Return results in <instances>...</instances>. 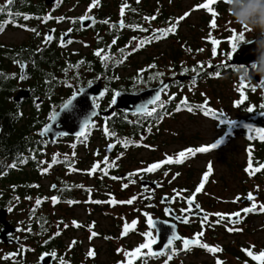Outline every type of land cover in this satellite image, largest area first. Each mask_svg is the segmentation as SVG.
<instances>
[{
  "label": "rangeland",
  "instance_id": "obj_1",
  "mask_svg": "<svg viewBox=\"0 0 264 264\" xmlns=\"http://www.w3.org/2000/svg\"><path fill=\"white\" fill-rule=\"evenodd\" d=\"M2 1L6 2L7 0H0V4ZM32 1L36 2V0ZM117 2L118 4H128L127 8L124 7V11L125 9L133 10V6L136 5L140 8L146 6L155 17H158L162 10H166L167 13L172 12L174 24L178 29L176 34L170 33L165 41L155 42L146 49H142L141 52L144 53L133 56V64L140 65L137 66L139 69H145V59H151L150 65L159 71L161 78L174 74V65L171 61L174 53L177 56L180 55V67H185L189 61H194L200 68L202 65V72L205 74L198 82L186 84L178 91L171 92L166 100L177 103L189 99L196 101L197 104H206L212 112L216 113L217 118L213 120L205 114H190L187 110L176 111L174 117L171 115L164 118L157 125L159 137L155 142L147 143L146 146H142L144 144L142 141L136 143L139 146L137 153H135L138 170H146L150 165L164 161L166 156L176 159L180 152H186L189 148L210 146L218 139L224 140V143L216 149L204 153L187 154L181 163L164 164L162 167L149 172L155 174L173 190L182 191L184 195L190 197L201 183L208 166L211 165L212 168V172L204 184V189L196 194L195 199L212 217V220L196 232H204V244L218 246L222 251L212 254L201 248L196 252L182 255V250L177 248V251L181 252L176 255V262L180 264H217V259H219L223 264H241L242 261L237 257L240 253L243 254V257L245 256V261L249 259L252 262L253 260L244 250L251 248L257 254L264 250V212L260 217L251 216L248 220L235 225L230 222L221 223L220 218L215 215L220 213L227 217L228 214L242 213L245 207H251L253 203L247 199L249 193L253 194L257 205L264 204V175L258 176V171L249 174V171L254 169L252 162L254 149L246 141L248 129L245 126H250V122L245 115L239 113L237 106L238 95L240 94L238 90L239 78L235 72L230 71H220V75L217 77L213 69L228 63L227 51L231 46L229 42L231 29L241 30V26L233 22L227 6L224 12H219L216 3L212 7L216 12L218 11L217 26L212 28L213 17L206 9L198 7L202 3H206L207 0H98V3L91 7V11H89V7L93 4V0H74L67 5L58 3L51 10L47 8L46 17H52L51 23L53 22L54 26L46 25L45 29L56 26H59L60 30L67 29L66 24H60L56 21L61 17L70 22V20H76L80 16L98 11L106 12L107 15L110 13L114 15L117 11L121 14L122 8L114 5ZM186 13L187 16H185ZM116 17L118 18L117 15ZM182 17L183 19H180ZM127 18L128 16L125 17V19ZM152 20L154 19H150L149 24L144 26V29L151 30L150 33L158 30L153 28ZM178 20L179 23L177 24ZM146 32L148 30L137 32L134 40L125 50L131 51L136 45H139V42L146 37ZM255 35V32H246V39H252ZM210 36L212 39L220 41V44L217 45L216 56L212 54L213 45L211 49L208 48L211 42ZM21 37L25 38L26 36L8 30L2 34L1 40L9 41ZM84 41H89V39L85 38ZM76 47L79 48L78 46L69 48L71 49L69 52ZM61 55L63 56V54ZM130 73L131 70L127 69V71L122 72V75H129ZM174 76L179 75L174 74ZM260 93L261 90L257 89V94L260 95ZM220 119L235 121V124L229 129L227 125L219 123ZM97 125L102 126L101 123H97ZM243 134L247 137H244ZM109 145H114V143L108 142L104 148H108ZM94 147L100 148L101 144L94 145ZM117 147L121 146L112 148L116 150ZM122 151L124 152V150ZM124 153L123 167L129 168L130 165L133 166V152L128 156L126 155L129 153L128 151ZM83 155L85 152L83 153L82 150H73L70 141L43 149L40 161H37L33 169L27 170L25 168V172L12 176L18 178L20 182L22 180L30 181V193H27V198L14 199L4 208L7 211L11 208V213L6 221L13 227H20L24 233L16 236H21V240L27 241L29 235L35 237L31 233V229L34 227L35 221H38V215L46 217L49 220L47 228L51 229L53 237L59 238L65 246L68 243H73V241L79 242L82 244L83 252L86 248L101 250L102 253L95 261L103 263L105 260L103 250L108 248L111 250L119 249L122 236H124L122 234L124 224L122 220L118 221L110 209L105 212L95 211L97 205H103V202L105 204L107 201L111 203L112 199L116 198L112 197L116 190L113 186L109 184L108 186L107 183L103 184L100 175H95V172L90 173L94 166H90V164L94 162V158H91V163L88 161L82 163ZM54 158L55 160L62 158L67 160L66 166H64L67 169L60 170L61 166H57L58 161L53 163ZM250 160L251 169H249ZM96 161V164L100 163V160ZM263 167L264 165H262ZM45 169H47L46 172ZM260 171L264 173V169H260ZM52 185H56L58 189L51 190ZM64 185L66 186L64 187ZM102 185H105L104 191L99 193L98 187ZM18 187L22 190L21 186ZM62 188L66 191H61ZM88 189H91L94 196L93 211L90 217L92 223L86 221L85 215V209L90 206L91 202H87L81 195ZM173 190L169 189V192L172 193ZM6 191L12 193L10 188H6ZM52 197H57L59 202L53 204ZM106 197L109 200L105 199ZM237 197L240 199L237 200ZM37 199L42 201L39 206L36 205ZM68 201L75 203L70 204ZM96 201L100 203H96ZM136 202L140 204L139 200ZM133 203H135L134 200ZM127 220L129 226H132L133 221L137 222L133 228L138 231V234L133 236V243L137 245L145 243L143 235L147 231L145 218L140 215H133L132 218L127 217ZM218 220L219 223H217ZM73 221L80 224L81 228L73 226ZM92 225L94 227H91L90 230ZM232 227L239 229V231H228ZM15 232L13 231V233ZM91 232H95L97 235L92 237ZM40 244V242L36 243L37 246ZM3 245L9 246L10 244ZM3 245L0 244V259L6 260L5 257L8 255L4 252L3 249L6 250V248ZM224 247L227 252L223 251ZM114 252L115 258L113 256L112 262L114 259H118L119 255L117 249ZM33 258L34 256L31 257V259Z\"/></svg>",
  "mask_w": 264,
  "mask_h": 264
},
{
  "label": "flooded vegetation",
  "instance_id": "obj_2",
  "mask_svg": "<svg viewBox=\"0 0 264 264\" xmlns=\"http://www.w3.org/2000/svg\"><path fill=\"white\" fill-rule=\"evenodd\" d=\"M16 5L17 3L15 0L10 6H7V1H2L0 7L6 6V8L4 13H0V22L4 19L12 20V17H9L6 13L10 12L12 6ZM114 5L116 7L119 6L120 9L124 5H126L125 8L128 7V4H118V2ZM51 9L52 8H50V10ZM129 12V9L123 10V16L119 14L118 11L114 15H111V13L107 15L106 12L103 11L84 15L96 19V23L87 30L82 29L80 26V18L84 16H80L76 20H70V22L68 19L61 20L59 23L66 24L67 29L60 30L59 26L45 29L46 25L54 26L53 22L51 23L52 19H48L45 22L44 18L46 16H41L38 20H36V18L25 20L23 17L28 15L22 11L17 12L20 15H15L13 18L15 19L14 23L9 27L6 26L0 33V99L4 100L3 104L9 108L16 109L23 117L22 122L37 120L47 121L48 123L50 120L49 117L53 112H56L64 103L71 99L74 94H78L80 89L87 88L91 84L95 85L100 83L102 91L96 92L99 96L93 97L92 101L99 114H102L113 107L111 101L116 92L120 94H138L141 91L157 87L165 80L174 79L175 76L161 78L159 71L150 65L151 59H145V69H139L137 66L140 65L136 66V64H133V56L144 53L143 51L141 52V50L146 49L155 42L165 41L169 35L167 34L164 37L152 40L150 43H145L143 46L139 47L138 50V45H136L131 51H126L125 49L132 40H134L137 33L131 28L132 26L128 25ZM116 15L120 20H118ZM124 16H128V18L125 19ZM121 20H123L124 23L123 27H120ZM104 21H108V23H104ZM2 23H5V21ZM31 29H35V31ZM8 30L19 32L26 37L2 41V34ZM47 30H53V39L45 43L44 37L46 36ZM140 31L141 28L139 27L138 32ZM152 33L154 32L147 34L143 40L150 37ZM66 34H70L71 40L61 45L60 38ZM85 38H88L89 41H84ZM113 41H115V43H113ZM72 46H78L79 48L76 47L73 51L69 52V50H71L69 48ZM47 48L49 50H54L58 56L59 64L62 63L59 68L56 69V82L53 84L54 87L48 84L45 79V51ZM97 51H100V56L95 54ZM61 54H63V56ZM105 56L108 57L107 60L103 59ZM31 57H33V59H31ZM81 61H83V63H81ZM127 64H129V67H127ZM21 65H24L23 74L26 75V78L23 80L20 79ZM127 69L131 70V73L129 75H122V72L127 71ZM89 82L91 83L89 84ZM183 87H185L184 82L178 84L173 81L167 89L162 92L161 101L149 108V111H151L152 108L156 109L151 116L147 114H131L122 109L115 110L113 117L109 119L101 115L95 117L94 125L87 129L85 136L82 138L59 137L54 143H48L45 138L43 140L38 139L40 130L37 133H28L23 137L25 140L30 141L32 145H37L35 149L38 151V161H40L43 149L57 146L66 141L72 143L73 150H82L83 153L85 152V155H83L84 160L82 159L81 161L82 163L86 161L90 162L91 158H94V162H90V166H93L96 164V160H100L99 168L95 171V175L101 176L103 184L107 183V185L109 184L114 187L116 191L112 197L116 198L114 199L115 203H108L107 201L104 204L102 201L103 205H97V208H95L96 212H105L110 209L118 218V221L122 220L124 225L129 222L127 217L132 218L133 215L143 216L146 220V230L153 231L155 238L156 230L149 229L146 214L153 217L155 221L176 225L177 235L182 239L174 241L171 247L165 248L159 255H148L147 249H143V254L135 259L134 264H180L176 262V255H179L181 252L177 251V248L182 250V255L196 252L202 248L199 246H191L190 250H185L183 239H192L197 234L196 231L202 229V227L209 224L212 220V217L203 209V206L197 200H195L193 205V212H182L181 209H187L188 207L187 198H189V196L184 195L182 191L178 192L173 190L167 183L157 178L155 174L141 169L138 170L137 161H135V153H137L139 148L136 143L142 141L144 142L142 146H146L147 143L155 142L159 137V133H157L156 129L157 125L161 123L164 118L171 115L174 117L177 113L176 111L186 110L184 104L182 105V101L171 103L169 100H166L171 92L178 91ZM18 92H28L27 97L20 99L18 102H14L13 99ZM101 93L104 94L101 96ZM175 99H177V97H175ZM161 103H163V107H160ZM178 107L179 110H177ZM124 120L133 121L134 126L141 128L139 130V137L133 138V142L128 149L129 153H126L128 156L133 152V166L130 165L129 168L123 167L124 152L127 150H124V152L122 150L118 151V149L114 150V148L109 150V146H107L108 148L106 149L104 148V145L109 142V139H107L109 121L124 122ZM97 123H101L102 126L99 127ZM153 131L156 132L154 133ZM97 144H101V147H94V145ZM105 158L109 161L108 164L104 163ZM56 160L58 161L57 166H61L60 170L67 169V167H64L66 166L67 160L63 158ZM26 169L29 170L31 168L26 167ZM105 171L107 175H105ZM122 175H126L127 177L122 180L113 179L115 176ZM142 181L151 182L156 184V186L142 188L140 185ZM52 186H55L54 189H58L56 185ZM65 186L66 185H64V187ZM104 188L105 185L98 187L99 193L103 192ZM169 189L173 190L172 193L169 192ZM61 191L66 190L62 188ZM91 192V189H88L84 194L80 193L87 202H91L90 206L85 209L86 221L90 223H92L90 217L93 211L94 198ZM134 197L135 203H126V201ZM105 199L109 200L107 197ZM138 200L140 204L136 202ZM195 204L200 205V210L195 209ZM133 205L135 209H133ZM200 212H202L203 216L205 214L208 215V221L206 223L202 224L203 216H198ZM10 213L11 212L8 210V215H10ZM241 215V221H246L251 216L260 217L263 214L257 210L247 214L242 212ZM185 216L188 218L187 223L182 222ZM220 221L225 224L229 222L227 217ZM14 228L18 230L13 233L14 235L11 234L8 236V239L11 240L9 243L10 245L4 246L3 243L0 242V244L6 248V250H3L7 253V257H10L6 260L1 258L0 264H41L40 257L43 255L52 256L51 254L53 252L56 256L52 264H60L61 258L65 261V264H127V257L124 253L135 250L139 245L133 243V236L138 234V231L134 230L133 226H129L127 234L122 236L119 249L114 248L111 250V248H108L103 250V254L105 253V260L103 263H98L95 260L102 253L99 249L86 248L85 252H83L81 243L75 241L76 243L74 245L73 243H68L67 246H65L59 238L54 237V249L51 251H44L43 248L46 246V243L39 241L41 244L37 246V242H32L28 239L27 241H24V239L21 240V236L18 237L16 235L23 234L24 232L21 231L20 227ZM1 229L2 227L0 226V231ZM203 237L204 232L203 236L199 237L200 243H204ZM115 249L118 250L119 255L118 259H114L112 262L113 256L115 258ZM89 250H94V256L88 255ZM10 254L16 255L11 256ZM32 256H34L33 259H31ZM169 256H171V259L168 258ZM241 261V264H258V262L254 260L252 262H250L249 259L245 261V256Z\"/></svg>",
  "mask_w": 264,
  "mask_h": 264
},
{
  "label": "trees",
  "instance_id": "obj_3",
  "mask_svg": "<svg viewBox=\"0 0 264 264\" xmlns=\"http://www.w3.org/2000/svg\"><path fill=\"white\" fill-rule=\"evenodd\" d=\"M74 0H58V3L68 4ZM82 1V0H81ZM17 3L16 6H12L10 12L13 13L12 23H14L15 14L17 12H23L28 15L30 19L36 18L38 20L41 16H46L47 8L43 0H36L33 2L32 0H15ZM37 3V4H34ZM56 6V5H55ZM217 9L220 12H224L226 8V3L224 0H217ZM130 10V9H129ZM217 11V12H218ZM129 22L128 25L132 26L135 32H138V28L144 29L146 24H149L151 17H155L153 12L143 6L142 8L133 6V10L129 12ZM204 17V16H203ZM174 17L172 12L167 13L166 10H162L158 17H155L152 20L153 28H157L158 30L167 29L174 24ZM6 22L7 20H3L2 22ZM0 22V23H2ZM12 23H7L6 26H10ZM5 26V28H6ZM148 28V27H147ZM151 28V27H150ZM146 35L150 33V29H146ZM177 28L174 32L176 34ZM156 31V30H155ZM173 34V33H171ZM170 35V33H168ZM31 39V38H30ZM249 41L250 39H246ZM31 43V41H30ZM212 43L208 48L211 49ZM231 47V46H230ZM227 51V57L231 54V48ZM226 52V51H225ZM45 79L48 84L54 87L55 72L56 69L62 64L58 62V56L54 50H49L48 48L45 51ZM33 59V57H31ZM55 60V61H52ZM180 55H175V53L171 57V61L174 65V74L179 76H198L196 81H185L184 84H190L198 82L205 73H203V69L198 67V65L194 61H189V64L185 67L179 66ZM196 69V72H193L192 69ZM156 69V68H155ZM187 69V71H185ZM214 71H230L234 73L232 67L228 64L222 66H216L213 68ZM197 72L199 73L197 75ZM155 74V73H154ZM174 74H170L169 77H174ZM250 85L245 89L246 99L243 103L239 104L238 110L241 115H245L250 122V126L253 128H261L264 129V109L260 107V105H264V88H256L255 91L251 90ZM257 89L261 90L260 95L257 94ZM238 99H241L240 94L238 95ZM238 100V101H239ZM4 100L0 99V125L2 127V132L0 135V207L6 208L8 204H10L14 199L22 200L28 197L27 193H30L29 185L30 181L22 180L19 181L18 178H13L12 176L17 173L25 172L24 169L26 167L34 168L38 161V151L35 149L37 145H32L30 141L25 140L26 134L35 132L37 133L42 127H44L47 121H37V120H28L22 122V115L17 112L16 109L9 108L3 104ZM183 105V104H182ZM203 103L197 104L196 101L187 99V105L185 106L186 110L188 107L192 108V111L188 112L191 114L200 113L204 114L202 109ZM249 107L253 108V112H248L247 109ZM198 108V109H196ZM208 116V115H207ZM210 119L216 120V116L209 115ZM141 128L133 125V121L124 120L123 121H109L107 139H109L110 143H114L117 147L118 151L127 150L129 151V147L133 142V138L139 137ZM245 133V132H244ZM248 133V139L246 140L248 145L254 149V157L252 159L254 169H264L262 165H264V139L259 138V136L255 134H251L253 136L252 139L249 138L250 133ZM244 137L247 135L243 134ZM125 142H129L127 146H125ZM121 148V149H120ZM13 165H15L13 167ZM259 175H264L261 171H258ZM12 177V178H11ZM21 186L22 190L20 189ZM6 188H10L12 193L7 192ZM29 190V191H28ZM49 225V220L44 218L43 216L38 215V221H35L34 227L31 229V233L35 237H31L30 235L27 237L28 240H34L36 242L42 241L46 243V246L43 248L44 251H51L54 249V237L51 235V229L47 228ZM224 252H227V249L223 248ZM239 260H243V254L240 253L237 255Z\"/></svg>",
  "mask_w": 264,
  "mask_h": 264
},
{
  "label": "snow or ice",
  "instance_id": "obj_4",
  "mask_svg": "<svg viewBox=\"0 0 264 264\" xmlns=\"http://www.w3.org/2000/svg\"><path fill=\"white\" fill-rule=\"evenodd\" d=\"M224 2H226V0H224ZM14 3V0H7V6H10ZM98 3V0H93V4L90 5L89 7V11H91V7L95 6L96 4ZM217 3V0H207L206 3H202L201 5H199L198 7L199 8H203V9H206L210 14L211 16L213 17L212 21H211V27L212 28H215L217 25H216V16L218 15V13L214 10V8L212 7L213 5H215ZM124 7H126V5L122 6V9H121V15L123 16V10H124ZM5 7H0V13H4L5 12ZM9 17H12L13 16V13L12 12H7L6 13ZM16 16H19L20 14L19 13H16L15 14ZM188 14L186 13L185 16H187ZM23 19L27 20L29 19L28 16H24ZM48 19H52L51 16H47L44 18L45 22L48 20ZM64 18L61 17V18H58L57 19V22H60L61 20H63ZM88 19H92L91 17H88V16H84V17H81L80 18V21L81 23H83V21L85 20H88ZM146 19H155V17H151V18H147ZM180 19H183L180 18ZM6 23H12V20L9 19L8 21H6L5 23H0V32H2L6 26ZM104 23H108V21H104ZM179 23V20L177 21V24ZM124 26V23H123V20H121L120 22V27H123ZM32 31H35V29H31ZM176 30V26L175 25H172L171 27L167 28V29H161V30H157L156 32H154L152 34V36L146 38L145 40H141L139 42V45L137 46V50L139 47L143 46L145 43H150L152 42V40L154 39H159L161 37H164L166 36L168 33H174ZM141 31H146V29H141ZM53 39V37L51 35H47L44 37V42L45 43H48L50 42L51 40ZM61 39V45L64 44V39L63 37L60 38ZM210 41L213 45L212 47V54L213 56H216L217 55V45L220 44V41L217 40V39H212L211 36H210ZM70 42V41H69ZM230 44H231V54H229L228 56V60L229 62H231L233 60V57L234 55L237 53V51L239 50L240 46L242 44H246L248 41L246 40V30H244L242 27H241V30H236V29H231V39H230ZM113 43H115V41H113ZM123 51V50H121ZM97 56H100L101 53L100 51H97L95 53ZM104 60H107L108 57H104L103 58ZM81 63H83V61H81ZM203 66L201 65V68ZM23 68H24V65H21V70L23 71ZM185 71H187V69H185ZM193 72H196V69H192ZM199 73L197 72V75ZM215 75L218 77L220 75V73L218 71L215 72ZM26 78V75L22 74L20 76V79L23 80ZM91 82H89L90 84ZM163 83V82H161ZM250 85H252V83H245V82H239V85H238V90L240 91V96H241V99L237 102V106H239V104L243 103L244 100L246 99V96H245V89L248 88ZM259 87L261 88H264V82H260ZM168 85H164L163 88L160 90V92H163L165 89H167ZM251 90L252 91H255L256 90V85H252L251 86ZM81 92L83 91V89L80 90ZM160 92H158L156 94V96L154 97V99L150 100L148 102V104H151V105H156L157 102H160L161 101V96H160ZM104 93H101V96L103 95ZM120 95L119 92H116L113 96V99L111 101L112 104H115L116 103V97H118ZM76 99V95L74 94L73 97L71 99H69L66 103H64L62 106H61V111H64V110H68L70 109V107L73 105V101ZM148 104H145L143 105L139 111L141 112H144L145 114H147L148 116H151L155 111L156 109L155 108H152L151 111L148 110ZM182 104H184L185 106L187 105V100L185 99L184 101H182ZM160 107H163V103L160 104ZM203 111H204V114L207 116V115H213V116H216V113L212 112L211 109H209L207 107V105H202L201 106ZM260 107L262 109H264V105H260ZM179 110V107L178 109ZM187 110L189 112L192 111V108L191 107H188ZM248 112H253V108L252 107H249L247 109ZM59 113H56V112H53V114L49 117V119L53 122H55L57 120V117H58ZM221 116L223 114H220ZM219 123L220 124H223V125H227L229 129H231L233 127V125L235 124V121H231V120H227V119H220L219 120ZM90 126V121L89 120H85L83 122V125H82V130L81 132L79 133V136H84L85 135V130L88 129ZM247 129H248V132L250 133V136L249 138L252 139L253 136L251 134H255L257 136H259V138L261 139H264V129H261V128H253L251 126H248L246 125L245 126ZM51 130V125H48L46 126L43 131L41 132V135H44L45 133L49 132ZM66 134V133H65ZM129 142H125V146H127ZM222 143H224V140L223 139H218L217 141H215L214 143H212L210 146H205V147H199V148H196V149H187L186 152L182 151L178 154V158L174 159L173 157H165V160L164 161H161V162H158V163H154L152 165H150L145 171H148V172H151V171H154L160 167H162L164 164H170V163H181L183 162V158L186 157L187 154H191V153H195V152H199V153H204V152H207L211 149H216L218 148ZM115 145H109V150H111L112 147H114ZM56 160L54 158L53 160V163H55ZM104 163L105 164H108L109 161L107 160V158H105L104 160ZM15 165H13L14 167ZM99 168V163L95 164L93 166V168L90 170V173H94L97 169ZM249 169H251V160L249 162ZM260 169L259 168H256V169H251V171H249V174H253L255 171H259ZM45 172L47 171V169L44 170ZM212 172V168H211V165L208 166V169L207 171L203 174V177H202V181L201 183L195 188V192L193 193L192 196H190L189 198H187V209H181L182 212H193V205L195 203V199H196V194L200 193L203 189H204V184L205 182L208 180L209 178V175L211 174ZM105 175H107V172L105 171ZM132 175V174H130ZM165 175H167V173H165ZM113 179H116V177H113ZM55 187V186H53ZM126 187V185H125ZM30 199V198H29ZM52 202L53 204L55 203H58L59 200L57 197H52ZM135 199L132 198L128 201H126V203L128 204H131L133 203V200ZM240 198L237 197V200H239ZM247 199L249 201H252V205L251 207H245L242 212L247 214V213H250V212H255L257 211V209L260 211V212H264V204H260V205H257L255 203V197L253 196L252 193H249L248 196H247ZM41 200L40 199H37L36 200V205L39 206L41 204ZM113 203H115V201L113 200L112 201ZM68 203H75L74 201H68ZM96 203H100L99 201H96ZM124 203V202H122ZM195 209L196 210H200V205L199 204H195ZM9 211H11V208L9 209ZM34 211V210H33ZM217 215L220 220H223L225 218V215L224 214H220V213H217L215 214ZM146 217H147V224H148V227L149 229H152V230H155L156 228V222L154 220L153 217L151 216H148L146 214ZM228 220L231 224L235 225L236 223H240L241 220H242V215H241V212H236V213H233V214H228ZM208 221V215L205 214L203 216V221H202V224L203 223H206ZM184 223H187L188 222V218L187 216H185V218L183 219ZM137 222L136 221H133L132 222V226L134 227L135 224ZM217 223H219V220L217 221ZM73 226L75 227H80V225L76 222V221H73L72 222ZM91 227H94V225L90 226V230H91ZM129 230V225L127 223H125L124 225V230H123V233L124 235L127 234ZM228 231H239V229H236L234 227L232 228H229ZM59 234V233H57ZM97 235V233L95 232H91V236L92 237H95ZM144 238H145V243H142L141 245H139L135 250L133 251H130V252H125L124 255L127 257V264H134V261L136 258L140 257L142 255V250L143 249H147V254L148 255H159L160 253H156V252H153L152 250V245H154L156 243V238L155 236L153 235V231H146L144 234ZM203 236V232H200V233H197L195 235V237H193L192 239H183V245H184V249L185 250H190L191 246H199V247H202L204 248L205 250H207L208 252L212 253V254H215L217 252H220L222 251L221 248H219L218 246H209L207 244H204V243H200L199 241V237ZM179 239H182L181 237L175 235V233L173 234V236L171 237V239H169L168 241V247H171L172 244H173V241L174 240H179ZM76 242L73 241V245L75 244ZM254 247V246H253ZM246 252V254L254 261H257L258 264H264V250L260 251L258 254L257 253H254L252 251L251 248L249 249H245L244 250ZM94 250H89V253L88 255L89 256H94ZM175 254V253H173ZM11 256H14L16 254H10ZM53 256V258H55L56 254L53 252L51 254ZM10 257H5V259H8ZM169 259H171V256L168 257ZM44 257L42 256L41 257V260L43 261ZM60 264H65V261L61 258L60 259ZM217 264H223L222 261H220L219 259H217Z\"/></svg>",
  "mask_w": 264,
  "mask_h": 264
},
{
  "label": "water",
  "instance_id": "obj_5",
  "mask_svg": "<svg viewBox=\"0 0 264 264\" xmlns=\"http://www.w3.org/2000/svg\"><path fill=\"white\" fill-rule=\"evenodd\" d=\"M57 3H58V0H44V4L46 7L55 6ZM91 18L92 19L83 21V23H81L80 21V26L82 29L87 30L96 23V19L93 17ZM52 34H53V30H47L46 36L47 35L52 36ZM152 34L150 36H152ZM63 39H64V44L70 41L71 40L70 34L64 35ZM255 49H256L255 43L242 44L239 50L237 51V53L234 55L233 60L231 62H229L228 60L227 64L230 67H232V65H250V63L256 59ZM23 71L21 70V75L23 74ZM197 79H198V76H185V75L177 76L174 79L163 81V83H160L155 88L141 91L138 94H120L118 97H116V103L113 104V107L109 111L102 113V114H99V112L97 111V108L95 107L92 101L93 97L99 96L97 95L96 92L102 91L100 88V83H97L95 85L91 84L87 88H84L82 92L80 91L81 89L79 90L78 94H76V99L73 101V105L70 107V109L61 111V107H60L56 111V113H59L57 120L55 122L49 120V122L46 123V125L40 129L38 139L43 140L45 138L48 143H54L59 137L82 138L85 135L79 136V133L82 130V125L85 120L90 121V126H89L90 128L94 125L95 117L101 115L109 119L113 117L115 110L123 109L131 114L143 115L145 113L139 111V109L143 105L148 104L150 100L154 99L156 94L160 92V90L163 88L164 85L169 86L173 81H175L178 84H182L185 81H196ZM259 81H260V77L258 75L254 76L252 85H256V88H259L258 86ZM25 93L18 92L15 95L13 101L18 102L20 99L26 98L28 92H25ZM95 93H96V96H95ZM161 94L162 92H160V96ZM151 106H154V105L148 104V110ZM48 125H51V130L45 133L44 135H41V132L43 131V129ZM1 132H2V127L0 125V135H1ZM86 132H87V129L85 130V134ZM115 177H116L115 180H122L126 178L127 176L122 175V176H115ZM140 185L142 188L156 186V184H153L147 181H142ZM53 189L54 187L52 186L51 190ZM7 215H8V211L4 208H0V226L2 227L0 231V242L3 244L10 243L11 240L8 239V236L11 235L13 231L18 230L17 228L10 226V224L6 221ZM201 215L203 216L202 212L198 214L199 217H201ZM227 219H228V216H227ZM155 222H156V228H155L156 243L152 245V250L153 252L161 253L165 250V248L168 247V241L169 239H171L173 234L175 233V235H177V230H176L175 224H165V223H161L158 221H155ZM174 241H177V240H174ZM43 257H44L43 261L40 258L41 264H52L54 260L53 256L43 255Z\"/></svg>",
  "mask_w": 264,
  "mask_h": 264
},
{
  "label": "clouds",
  "instance_id": "obj_6",
  "mask_svg": "<svg viewBox=\"0 0 264 264\" xmlns=\"http://www.w3.org/2000/svg\"><path fill=\"white\" fill-rule=\"evenodd\" d=\"M227 10L235 24L255 37L246 44L255 43L256 59L250 65H232L239 81L252 83L258 75L264 82V0H226Z\"/></svg>",
  "mask_w": 264,
  "mask_h": 264
}]
</instances>
